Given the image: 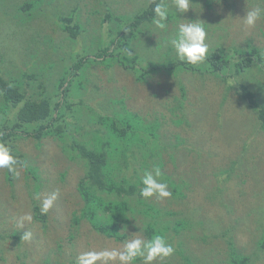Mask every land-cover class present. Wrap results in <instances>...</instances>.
<instances>
[{"label":"rangeland","instance_id":"rangeland-1","mask_svg":"<svg viewBox=\"0 0 264 264\" xmlns=\"http://www.w3.org/2000/svg\"><path fill=\"white\" fill-rule=\"evenodd\" d=\"M210 1L212 5L208 7L209 0H192L194 9L183 15L178 13V18L198 20L205 27L208 55L217 45L224 50L232 46L247 49V43L258 47L262 55L261 70L251 68L235 75L229 67L216 77L195 67V71L175 68L172 75L161 68L147 74L146 81L138 82L116 62L106 69L102 61L87 62V59L96 54L100 44L114 38L117 35L114 31L119 33L151 0H0V74L21 84L27 95L33 92L48 95L58 88L56 83L64 76L65 85L70 82L69 101L73 106L68 112L79 108L81 100L96 108L94 115L93 111L85 114V109H80V118H76L80 127L66 137L68 149L73 140L91 141L92 132L99 128L98 118L105 113L97 108L103 100H118L146 122L153 118L162 122L159 137L165 135L171 146H180L177 137L186 144L179 149L172 147L173 160L167 152L154 150L160 153L164 173L170 175V182L178 185L180 192L163 201L155 197L147 199L148 204L182 214L196 209L194 215L203 220V226L182 232L178 237L192 262H225L229 238L235 249L249 255L252 264H264V131L257 113L241 97L242 87L247 86L264 106V20L251 29L245 28L241 20L246 7H264V4L260 0ZM27 5L32 6L26 8ZM170 13L175 16L174 10ZM62 16L71 20V26L80 29L77 37L72 38L56 26ZM181 22L187 21L177 20L175 16L167 21L164 30L156 29L152 22L144 23L142 34L128 43L132 49L123 54L124 58L132 61V56L138 55L136 68L166 61L171 47L168 40ZM80 58L87 63L68 80V67ZM23 73L36 80L22 77ZM2 101L0 96V108H3L0 123H7L15 119L18 107H7ZM177 107L182 110L180 115L176 114ZM175 119L189 124H175ZM6 141L12 142L31 165L37 166L41 199L54 190L59 191V197L43 226L34 220L32 200L36 199L34 194H29L32 177H25V165H15L20 175L13 179V186L4 177L6 169H0V234L4 238L7 234H16L20 243L17 246L14 238L7 241L0 238V264H45L47 260L52 263L56 254L64 259L69 254L67 250L72 248L75 255L103 247L122 248L123 242L134 238L141 228L139 221H133L126 227L127 231L122 230L128 237L116 241L99 235L85 220L75 226L73 217L81 215L84 204L79 188L84 162L70 159L74 153L64 152L63 144L52 138L40 140L38 146L32 138ZM132 149L139 152L134 146ZM136 156L140 158L139 154ZM157 159L156 156L148 158V164ZM139 166V161H133L128 174ZM102 198L114 199L106 194ZM36 202L40 207V201ZM25 213H31L33 219L20 231L15 219ZM27 230L32 232V239L26 242L21 237Z\"/></svg>","mask_w":264,"mask_h":264},{"label":"trees","instance_id":"trees-1","mask_svg":"<svg viewBox=\"0 0 264 264\" xmlns=\"http://www.w3.org/2000/svg\"><path fill=\"white\" fill-rule=\"evenodd\" d=\"M156 2H160V0H156ZM211 5L212 3L209 0L207 6L210 7ZM31 6L27 5L26 8ZM153 7L151 0V3L135 14L130 19V23L121 28L122 30L119 33H117V30L114 31L117 34L114 38L110 37L109 42L100 44L95 52L96 54L88 56L87 62L91 59L102 61L106 69L116 62L128 73L133 74L138 82L143 79L146 81L147 74L161 68H166L167 75H172L175 68L193 69L195 71V67L197 71L209 73L216 77L223 74L229 67L232 68V73L235 75L251 68L261 70V65H263L261 51L250 43H247V49L232 46L224 50L220 45H217L212 49L210 55L207 56L208 60L206 59L203 64L198 66L179 62L173 53L172 47H169L166 61L149 63L145 67L136 68L138 55H133L132 61H127L123 54L131 51L132 48L128 43H131L138 34H142V25L152 22V17L154 16ZM174 17L170 13L168 20H173ZM70 21L68 17L62 16L58 19L56 26L62 28L63 31H67L72 38H75L80 34V29L76 26H71ZM231 61L235 62L231 65ZM87 62H85L84 58H80L72 66L68 67L67 74H70V79L68 80H71V75H76L81 66L83 68V64ZM23 74L25 75L22 77L36 80L34 76H28L27 73ZM65 83L66 78L63 76L56 83L58 88H55L48 95H42L45 94L43 92H33L31 95H27L26 91L22 90L21 84L13 82L10 78L6 79L0 74V96L3 104L7 107H18L15 119L7 123H0V143L9 146L18 163L25 165V177L27 179L29 175L32 177V190H29L30 196L40 192L42 184L39 180L38 168L31 165L29 159L18 153L12 142L6 140L14 141V139L32 138L37 141L36 146H38L40 140L47 137L52 138L63 144L64 152L74 153V156H70V159L84 162V176L79 182L81 200L84 204L80 211L81 215L73 217L72 223L75 226L81 220H85L99 235L115 239L116 241H124L128 235L123 233L122 230L127 231L126 227H128V224L133 221H139L141 229H143L141 234L145 239L152 238L157 234H163L175 248V254L168 260L167 264H196L184 252L182 241H178V237L181 236L182 232L203 226V220L196 218L194 215L196 209L186 210L184 214L177 213L174 210L154 207L152 204L149 205L147 200L139 196V188L142 187L139 179L146 168L159 166L163 172L162 181L170 182V175L163 171L160 153H155L154 150L157 149L170 154L172 147L173 149H179L181 145H186L184 140L178 138L177 135L175 137H177V143L180 146H171L165 135L159 137L158 130L161 131L162 122H157L156 118H153V121L146 122L141 115L129 112L118 100H103L97 104V108L105 113L100 114L97 121L99 128L92 132L91 146L89 145L91 141L76 142L73 140L68 149L66 137L71 131L80 127L76 123V118H80V109H85L86 114L96 108H93L87 101L81 100L79 102L81 108L78 106L79 108L69 113L68 111L73 109L72 103L69 101L70 82L68 81L67 85ZM39 88L44 89L41 85ZM241 97L257 113L259 125L264 131V106L255 99L254 94L248 91L247 86L242 87ZM176 109L178 110V107ZM2 111L3 108H0V113ZM180 111L182 112V110H178L176 114L180 115ZM91 113L94 115L95 111ZM70 115L71 118L68 119ZM174 122L175 124H189L178 119H175ZM101 129L104 131L102 135ZM159 145H164V148H159ZM133 146L139 151L138 153L134 152ZM136 154H139L140 158ZM155 156L158 159L152 161L151 165H149L148 158ZM170 158L173 160L172 154H170ZM135 160L139 161L140 166L137 169H132L128 174L127 169ZM4 175L5 179L13 186L15 176L9 173L7 169L4 171ZM170 183L174 190L172 195L174 197L180 192L179 187L172 182ZM29 184L27 182L26 186L29 187ZM102 194L113 196L114 199L104 201ZM32 209L34 220L45 226L47 214H41L36 200H32ZM71 226L73 227V225ZM71 232L75 231L71 230ZM2 235L0 234V238L5 241L14 238L17 246L20 245L16 240V234H7V238ZM226 243L228 249L227 260L223 263L211 264H252L249 255H244L242 251L235 249L233 242L229 238ZM1 247L4 250V244ZM61 247L59 245L58 249L60 250ZM67 251H69V254L66 258L61 259L59 254H56L54 262L51 263V261L47 260L45 264H74L75 249L72 248V250L69 249ZM59 252L64 253L63 250ZM134 264H140V261L137 260Z\"/></svg>","mask_w":264,"mask_h":264},{"label":"clouds","instance_id":"clouds-1","mask_svg":"<svg viewBox=\"0 0 264 264\" xmlns=\"http://www.w3.org/2000/svg\"><path fill=\"white\" fill-rule=\"evenodd\" d=\"M154 7L152 11V25L159 30L167 28V21L170 10H174L177 20L187 21L176 25L175 31L168 40V43L174 50L175 57L179 62L187 63L193 66L203 64L209 53V45L206 43L207 32L205 27L198 22L178 18V13L183 15L193 8L192 0H171L166 3L165 0H152ZM217 3L220 0H216ZM264 4V0H260ZM243 26L247 29L256 27L257 23L264 20V7L255 6L246 7V14L241 18ZM18 163L9 146L0 143V169H7L17 178L20 173L15 165ZM163 172L159 166L146 168L140 176L139 196L147 200L155 197L158 201H163L172 197L173 193L166 181H162ZM59 197V191L54 190L46 197L41 199L39 194L34 195V199L40 201L41 214H47L54 206ZM31 213H25L15 219V226L20 229L25 228L32 222ZM143 229L139 231L132 239L125 240L122 248L103 247L100 250H84L79 252L74 264H134L139 260L140 264H167L168 260L174 256L175 248L168 242L163 234L154 235L152 238L145 239L140 235ZM32 232L27 230L23 232L21 240L30 241Z\"/></svg>","mask_w":264,"mask_h":264}]
</instances>
